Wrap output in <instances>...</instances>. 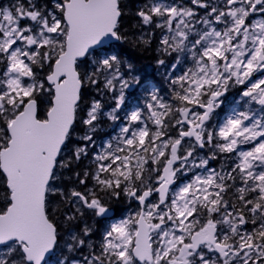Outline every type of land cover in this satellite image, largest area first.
Here are the masks:
<instances>
[{
    "label": "snow or ice",
    "instance_id": "6c2138e0",
    "mask_svg": "<svg viewBox=\"0 0 264 264\" xmlns=\"http://www.w3.org/2000/svg\"><path fill=\"white\" fill-rule=\"evenodd\" d=\"M0 264H264V0H0Z\"/></svg>",
    "mask_w": 264,
    "mask_h": 264
},
{
    "label": "trees",
    "instance_id": "16d2710c",
    "mask_svg": "<svg viewBox=\"0 0 264 264\" xmlns=\"http://www.w3.org/2000/svg\"><path fill=\"white\" fill-rule=\"evenodd\" d=\"M139 63L141 65H145V64H148L149 63V60L147 58H140L139 59Z\"/></svg>",
    "mask_w": 264,
    "mask_h": 264
}]
</instances>
